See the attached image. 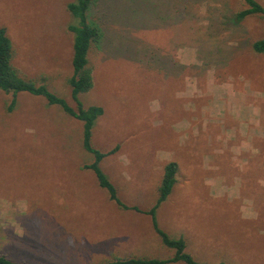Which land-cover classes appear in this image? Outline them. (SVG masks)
<instances>
[{
    "label": "rangeland",
    "instance_id": "374dc122",
    "mask_svg": "<svg viewBox=\"0 0 264 264\" xmlns=\"http://www.w3.org/2000/svg\"><path fill=\"white\" fill-rule=\"evenodd\" d=\"M72 1L0 0V25L21 75L76 106L68 82L69 26L79 21L67 8ZM245 7L244 0H96L88 10L102 28L89 53L94 85L80 94L84 107L103 108L91 143L104 152L118 146L99 164L121 201L141 211L121 207L84 167L95 155L83 145V120L43 95L0 88L1 254L23 264L172 256L144 211L174 160L177 182L158 207L159 226L184 237L206 264H264V53L252 47L264 37V15L238 20ZM232 108L253 127L248 135L226 131L239 146L247 135L244 147H258L250 173L243 164L214 171L225 157L213 156L217 140L209 137L224 123L240 126ZM221 174L233 187L215 184Z\"/></svg>",
    "mask_w": 264,
    "mask_h": 264
},
{
    "label": "trees",
    "instance_id": "16d2710c",
    "mask_svg": "<svg viewBox=\"0 0 264 264\" xmlns=\"http://www.w3.org/2000/svg\"><path fill=\"white\" fill-rule=\"evenodd\" d=\"M96 0H75L69 2L67 8L75 15L79 21L75 25L69 26L75 32L74 55L72 76L68 79L72 87V96L76 101V106H72L68 101L52 92L45 84L26 79L21 75L18 68L13 64L14 49L12 41L7 34L5 27L0 25V88L7 92L17 93L19 91H29L34 94H40L47 98L52 104L60 105L65 112L84 121L83 145L87 151L94 153L95 161L85 164L84 167L91 168L96 173L99 184L106 188L112 200L126 209H135L141 211L137 206L127 205L118 197L117 189L114 183L108 178L100 166V161L107 155L114 153L118 146L109 151H101L93 147L91 143L92 128L98 116L103 113V108L96 105L84 107L80 100V94L88 91L94 85L93 68L90 65V51L95 43L102 39V28L99 24L90 20L88 10ZM246 7L236 14L238 20H242L251 14L264 15V5L259 0H244ZM89 17V18H88ZM253 50L258 53H264V37L256 39L252 45ZM16 100L13 99L8 107L11 111L15 106ZM179 164L171 160L164 167V174L159 186V196L155 204L144 212L152 217L155 231L160 235L162 242L168 248L174 250V254L168 258L159 257H118L108 260L102 264H169L176 261H184L186 264H206L197 260L187 251V241L184 237H171L163 230L157 220V210L160 204L167 199L172 192L176 182ZM0 264H23L15 261L6 254L0 253ZM218 264H229L226 261H220Z\"/></svg>",
    "mask_w": 264,
    "mask_h": 264
},
{
    "label": "crops",
    "instance_id": "0c3cea01",
    "mask_svg": "<svg viewBox=\"0 0 264 264\" xmlns=\"http://www.w3.org/2000/svg\"><path fill=\"white\" fill-rule=\"evenodd\" d=\"M175 75L180 76V72L178 71V73ZM238 108H241V106L240 107L238 106ZM227 112L228 113L230 112L234 121L237 119L235 117L236 114H238L240 116L242 121L239 120L240 126H236L237 123L236 124L234 123L232 125L229 124V126L225 125V123H224V125H223L224 127L219 132L210 134L209 139L215 138V140H217V148L215 149V154L213 156L215 158H218V157L220 158L221 156L225 157L224 163H222V164L220 162L214 161V163L216 165V169L214 171H216L219 174L223 173V172L226 173V172H229L230 170H232V169H230V167L232 168V166H233V169L236 170L240 164H243L244 166L245 165L249 166L250 170L248 173H250L251 171H253V168H251L250 166L252 164H255L254 162H251V158L255 156L254 154L256 153V149H258V147L257 148L249 147V146L244 147V144H245V139L248 140L247 135L249 132H252L253 127H249L248 122L246 123V121H248V120L241 117L243 115L242 109L237 110V108H232L231 110L229 109V111H227ZM177 123L181 126H185L184 125L185 122L183 120L178 121ZM242 129H243V131H245L247 133V135H245V136L242 135L243 138L241 137V139H242L243 143H242V147H241V146H239L241 142L240 143L236 142L235 141L236 137L230 138L229 137L230 135H228L226 133V131L227 130H232V131L237 130L235 132H238V131H241ZM258 131H263V128L260 125V123L257 127V133L256 134H258ZM182 136H184L183 132H182ZM237 139H239L241 141V139L238 136H237ZM183 140L184 141H183L182 145L183 146L187 145L188 143H186L185 139H183ZM260 165L261 166L264 165V162H258V166H260ZM255 171H259V169H256ZM221 175L223 176V178ZM221 175H219V179L218 178L214 179L215 184L218 181H223V183H221V185H223L224 187H230V186L233 187V183L230 184V182H227L228 181L227 176L224 174H221Z\"/></svg>",
    "mask_w": 264,
    "mask_h": 264
}]
</instances>
